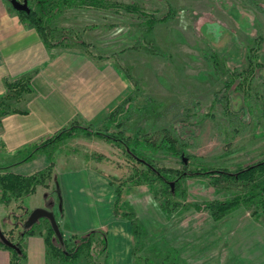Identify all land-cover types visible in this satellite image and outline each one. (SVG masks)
I'll list each match as a JSON object with an SVG mask.
<instances>
[{
    "label": "rangeland",
    "instance_id": "1",
    "mask_svg": "<svg viewBox=\"0 0 264 264\" xmlns=\"http://www.w3.org/2000/svg\"><path fill=\"white\" fill-rule=\"evenodd\" d=\"M7 1L12 8L11 0ZM108 1L136 5L156 18L171 7L175 15L168 22L156 23L150 31L144 18L124 9L58 4L47 28L50 38L61 43L54 46L46 44L40 32L31 27L50 48H80L97 59L98 67L118 69L129 83L124 99L136 89L126 76L127 70L138 83L139 92L132 103L115 119L109 118L110 113L98 123L74 121L55 132L92 126L112 135L111 141L79 131L45 149L54 157L50 165L54 166L55 157L72 158L68 172L84 175L82 185L71 187V192L68 186L64 191L68 204L74 198L84 199L92 213L101 216L106 229L124 221L131 225L114 216V203L120 196L121 213H132L144 227L138 242L131 241V247H142L135 256L111 245L108 256L100 257L102 264H264L261 204L243 203L218 221L208 210L190 206L233 199L243 192L242 186L190 177L181 181L177 193L156 198L149 185H132L130 177L136 166L123 149L130 146L138 156L160 167L187 171L197 167L236 170L264 158V0ZM29 5L35 9L36 1L29 0ZM189 11L195 14L193 19ZM232 71L238 75L232 77ZM28 92L16 96L6 89L0 98V122L3 115L19 112V107L9 102L24 98ZM170 138L184 150L182 154L167 147ZM32 145L27 149L34 150ZM28 152L22 149L15 160L24 159ZM55 190L53 185V195ZM167 198L183 205L163 210L161 202ZM55 200L52 211L62 229L68 230L62 197ZM10 203H2L0 225L8 238L17 241L25 225L30 226L28 210L34 202L23 198ZM42 221L38 230L48 226Z\"/></svg>",
    "mask_w": 264,
    "mask_h": 264
},
{
    "label": "crops",
    "instance_id": "2",
    "mask_svg": "<svg viewBox=\"0 0 264 264\" xmlns=\"http://www.w3.org/2000/svg\"><path fill=\"white\" fill-rule=\"evenodd\" d=\"M105 67H98L97 59L86 50L48 47L36 29L27 27L21 21L7 0H0V98L6 93V80L24 75L30 76L31 91L22 99H12L9 103L18 106L19 112L3 115L0 122V172L9 170L31 175L46 170L50 158L45 153L26 162L14 157L22 153V149H27L28 145L52 136L71 122L95 124L109 115L130 88L126 77L118 69ZM59 160L64 161V165ZM54 161V174L49 186L52 188L54 185L58 197L51 193L49 187L39 185L36 193L24 198L34 202L29 213L35 208L52 211L55 198L62 197L70 227L67 231L84 233L103 229L108 233V251L112 245V249H122L125 254L128 251L129 256L133 257L131 222V225L124 221L118 227L112 225L106 229L101 216L92 213L84 199L74 198L71 199L72 204H68L70 200L66 199L64 191L68 186L71 192V187L82 185L84 175L82 172H68L69 164L74 161L72 158L55 157ZM49 201L53 204H49ZM0 209H4L1 202ZM26 252L27 264H47V247L43 236H27ZM10 259V252L0 247V264H10Z\"/></svg>",
    "mask_w": 264,
    "mask_h": 264
},
{
    "label": "trees",
    "instance_id": "3",
    "mask_svg": "<svg viewBox=\"0 0 264 264\" xmlns=\"http://www.w3.org/2000/svg\"><path fill=\"white\" fill-rule=\"evenodd\" d=\"M36 8L32 9L30 13L25 11H17L21 20L30 27H35L42 35L44 41L49 46L60 45L59 41H53L49 34L47 33V28L50 26L49 21L54 15V10L58 8L59 5H64L68 7H73L79 5L80 3H88V5L94 6L95 8H114L115 10L124 9L126 12L138 15L144 18L147 29L153 30L156 23L168 22L169 18L175 15V11L168 8L165 15L156 18L153 13H147L140 9L136 5H123L117 2H111L108 0H35ZM29 4V0L27 1ZM30 6V5H29ZM59 9V8H58ZM59 11H57L58 13ZM56 13V12H55ZM191 15L193 19L195 15L189 11L187 13ZM48 21V23H47ZM79 44H84L83 42ZM254 48H248L249 52ZM204 58L209 61V57L203 54ZM211 62V61H210ZM238 75L232 71V77ZM126 76L134 82L136 87L135 91L124 99L120 105L117 106L110 114L111 119H115L123 113V110L127 105H130L133 101L136 92H139L138 83H136L134 77L129 70L126 71ZM30 76L23 77L17 80H6V88L8 93L12 91L13 95H21L23 92L30 91L28 87V82ZM9 95V94H8ZM7 95V96H8ZM1 104V103H0ZM5 111H3L4 113ZM6 113V112H5ZM121 125V123H119ZM81 129V130H80ZM79 131L84 132L87 135H95L101 139L111 141L112 135L104 133L93 129L92 126L88 127H78L71 126L64 128L59 133L46 138L43 143L33 144L34 150H29L28 156H26L23 161L26 162L32 159L37 153L48 154L51 162L53 161L52 153L45 150L47 147L53 146V144L77 134ZM31 147V146H30ZM167 147L176 154H182L184 150L178 148V144L175 139H169ZM44 148V151H41ZM124 149V153L134 162L135 174L131 176L132 185H142L147 184L150 186L154 196L159 198L160 195H166L175 192L181 188V181L190 177H206L212 180L215 184H226L229 186H242L243 192L237 195L233 199L228 200H213L205 201L200 204H193L196 210H208L211 213L212 218L215 221L221 220L228 213L238 208L243 203L246 205H256L261 204L262 212L264 213V158L259 161L253 162L246 166H239L236 170H231L229 168H214V167H197L187 171L184 169L176 168H166L160 167L153 161L146 159L145 157L138 156L130 146ZM40 150V151H39ZM39 153V154H40ZM142 166V167H141ZM53 178V163L44 171H38L31 175H23L11 172L9 170L0 173V202L8 204L12 199L21 200L26 196L33 195L38 185H43L45 187L49 186V181ZM175 190L173 191V189ZM120 194V193H119ZM120 196L114 203V215L116 217H121L131 222L133 239L138 242L140 232H143V225L140 221L135 219L134 215L130 212H122L119 209ZM183 205L180 202H173L170 198L161 202V207L163 210L169 211L175 208H179ZM189 205L184 206L187 208ZM183 207V206H182ZM32 213V211H31ZM30 213V214H31ZM30 216V215H29ZM44 220L48 226L41 227L38 230V226ZM57 220V219H56ZM60 234L57 233L51 221L47 218H41L33 225H25L23 231L19 234V240L14 241L9 238L16 248H11L7 246L0 239V247L10 251L11 259L10 264H27V252H26V239L27 236H32L39 234L44 237L46 247H47V264H102L100 257L107 255L108 253V233L103 229H94L84 233H73L71 231L63 230L61 223L57 220ZM4 232V231H3ZM6 235V233L4 232ZM142 249L141 245H133L132 254L136 255L138 251Z\"/></svg>",
    "mask_w": 264,
    "mask_h": 264
},
{
    "label": "water",
    "instance_id": "4",
    "mask_svg": "<svg viewBox=\"0 0 264 264\" xmlns=\"http://www.w3.org/2000/svg\"><path fill=\"white\" fill-rule=\"evenodd\" d=\"M11 4L14 7L15 10L17 11H25L27 13L31 12V8L27 2V0H24L23 2L20 0H11ZM41 218H47L51 221L53 224L55 230L57 231L58 234H60L59 226L56 220L55 214L47 210L45 208H36L35 210L32 211V213L29 216L28 223L29 225L34 224ZM0 239L9 247L11 248H16V244H14L3 232L1 225H0Z\"/></svg>",
    "mask_w": 264,
    "mask_h": 264
}]
</instances>
